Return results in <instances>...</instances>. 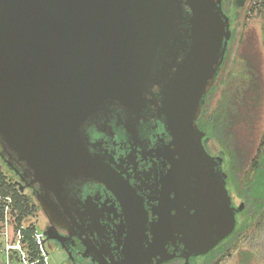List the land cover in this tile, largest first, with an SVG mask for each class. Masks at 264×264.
<instances>
[{"label":"water","instance_id":"water-1","mask_svg":"<svg viewBox=\"0 0 264 264\" xmlns=\"http://www.w3.org/2000/svg\"><path fill=\"white\" fill-rule=\"evenodd\" d=\"M230 37L222 0H0V144L51 188L90 179L85 128L111 107L142 109L157 87L181 186H194L182 241L205 255L243 211L195 123Z\"/></svg>","mask_w":264,"mask_h":264},{"label":"flooded vegetation","instance_id":"flooded-vegetation-1","mask_svg":"<svg viewBox=\"0 0 264 264\" xmlns=\"http://www.w3.org/2000/svg\"><path fill=\"white\" fill-rule=\"evenodd\" d=\"M229 44L230 40L224 61L214 76V85L201 100V113L195 123L204 134L201 143L206 153L222 159L221 170L227 177L225 188L232 204L243 209L235 215L232 234L205 255L185 248L182 240L186 234L181 231L187 232L191 221L197 220L194 186L190 183L181 186L172 139L159 113V89L154 87L142 109L129 112L111 107L85 128L91 157L90 179L67 175L59 180L58 187L51 188L37 181L34 171L0 144V166L25 197L28 207L26 211L16 209L10 197L9 218L14 214L22 218L24 229L32 227L34 233L38 232L37 225L43 224L40 257H46L42 263L49 264L48 250L52 248L62 257L60 264H157L162 259L163 264H223L238 251L234 249L222 258L229 241L242 232L248 231L245 239L248 246L255 244L250 233L260 224L253 214L256 208L253 189L240 191V170L235 163L228 162L223 150V156L211 154L214 142L205 131L209 116L215 109H222V105L213 106L211 97L226 76ZM47 229L54 238L45 237ZM215 230L212 226L204 239L215 238L212 236ZM137 239L140 253L129 249ZM238 255L241 257L239 251ZM253 257L254 251L248 264Z\"/></svg>","mask_w":264,"mask_h":264},{"label":"rangeland","instance_id":"rangeland-1","mask_svg":"<svg viewBox=\"0 0 264 264\" xmlns=\"http://www.w3.org/2000/svg\"><path fill=\"white\" fill-rule=\"evenodd\" d=\"M261 4V2L254 4V0H248L246 7L240 10L236 23L230 25L231 37L226 68H224V74H226L224 78H230V71L234 74H244L247 69L252 70L259 77L257 92L249 91L245 97H239L237 93L239 86L227 83L226 91L224 85L219 86L211 97L213 106L222 105V108L227 110L225 120L229 126L223 125L220 135L224 141V133L227 134L228 141L226 143L231 144L236 151L234 153L231 147L224 142H222L223 149L227 153H232L233 156L236 155L235 160L240 158L244 165H247L255 155L264 131V2L262 7ZM222 7L225 9L224 14L233 22L234 5L229 7V11L225 6ZM242 82L245 88H250L244 84L243 80ZM223 91L226 95L229 93V99L222 95ZM215 147L217 151L216 144ZM239 168L243 170L241 165L236 169ZM225 169L227 170L226 165ZM7 216L10 217L9 211ZM8 222H10V218H8ZM15 230L11 224L5 223L4 213L2 215L0 213V264H29L31 262L32 257L29 254L22 258V254L18 250L6 251L5 247L8 243L14 244L17 241ZM37 231L39 233L43 231L42 223L37 225ZM250 234H252L255 244H253L254 257L252 263L249 264H264V224L261 223L259 228L251 230ZM22 246L25 247V244L23 243ZM241 248H245V245H240ZM44 257L46 256L40 257L41 262ZM61 258L52 248L50 251L48 250L47 262L49 264H60ZM243 260V256L239 257L237 251L229 256L223 264H245Z\"/></svg>","mask_w":264,"mask_h":264},{"label":"trees","instance_id":"trees-1","mask_svg":"<svg viewBox=\"0 0 264 264\" xmlns=\"http://www.w3.org/2000/svg\"><path fill=\"white\" fill-rule=\"evenodd\" d=\"M248 0H223V5L225 6L226 9L228 10L229 7L234 5V10L232 11V20H230V25L233 23V25L236 23V21L239 18L240 15V10L244 9L246 7ZM264 0H254L255 2H261L263 4ZM262 4L260 5L262 7ZM229 11V10H228ZM223 12L225 13V9L223 7ZM228 56V52H227ZM226 56V59H227ZM226 66V65H225ZM226 68V67H225ZM234 72L230 71L229 77L230 78H222L221 81H219V86L224 85L225 91H226V85L228 86L227 83L234 84L238 87L237 93L239 97H245L247 92L252 91L253 93L257 92L259 88V77L250 69H247V71L242 74V73H236L234 76H232ZM229 82H226L228 81ZM244 84H247L250 88H245L243 86ZM239 81V83H238ZM237 83V84H236ZM217 88V87H216ZM216 88L213 90V93L216 91ZM225 91H223L222 95H225L227 99H229L230 95L225 94ZM227 114L226 108H220V109H215V112L211 114L210 117V122L207 124V127L205 128V131H207L208 137H212V140L214 142V146L210 147V151L216 152L214 155H222L223 156V146L222 142H224L226 145L230 146L233 152L235 153V148L231 144H227L226 141H228L227 134L224 133V141L221 138V129L224 126H229V123L224 120L225 115ZM221 138V139H220ZM215 144L217 145V151ZM233 147V148H232ZM226 156L228 157V162L229 163H235V168H238L240 165L242 166L239 174V179H240V184H239V189L240 191H245L247 187H250L254 191V196H255V202H256V208H255V219L256 222H259V224L263 223L264 224V131L261 136V141L258 145V148L256 150L255 155L253 158L249 161L247 165L243 164V161L240 158H237L235 160L236 155H232V153H227L224 151ZM0 196L2 197H11L12 200L14 201L15 208L21 211H26L27 210V201L25 197H23L22 194H20L16 188L11 184V182L8 180V177L6 176L4 170L0 166ZM251 209H249L250 211ZM0 213L2 215L3 210H0ZM17 231L20 227L26 226L24 222H22V218H16V215L14 214L12 219L10 218L9 222ZM23 234V243L25 244V247H23V250L29 254V256L32 257L31 262H34L36 260L40 259V252L38 248L35 246L33 243L31 237L34 234V228L28 227L26 230L22 231ZM247 232H242L240 235L235 237L234 239H231L229 241V244L226 247V252L222 253L223 254V259L230 255V253L234 250L237 249L241 256H243V261L245 264L249 261V258L253 256V244L248 246V241L246 242L245 239L248 238ZM253 242V240H252ZM240 245H245V250L243 248L240 249ZM41 262V260H39Z\"/></svg>","mask_w":264,"mask_h":264},{"label":"built area","instance_id":"built-area-1","mask_svg":"<svg viewBox=\"0 0 264 264\" xmlns=\"http://www.w3.org/2000/svg\"><path fill=\"white\" fill-rule=\"evenodd\" d=\"M10 203H11V199L10 197H2L0 196V210H3V213H4V219H5V223H8V225L10 224L8 222V211L10 212ZM9 227V226H8ZM25 230L24 227H20L17 231H16V243L14 244H7L5 249L6 251H10V250H17L19 251V246H21L23 244V236H22V231ZM43 236L41 233L39 232H35L33 234V236L31 237L33 243L35 244V246L38 248L39 252L40 253H43L42 251V247H41V240H42ZM19 253L25 255L23 252L19 251ZM22 258H24V256H22ZM29 264H45V261L44 263L40 262L39 260H36L34 262H30Z\"/></svg>","mask_w":264,"mask_h":264},{"label":"clouds","instance_id":"clouds-1","mask_svg":"<svg viewBox=\"0 0 264 264\" xmlns=\"http://www.w3.org/2000/svg\"><path fill=\"white\" fill-rule=\"evenodd\" d=\"M18 250V249H17ZM19 251L23 252L24 253V250L22 248V246H19Z\"/></svg>","mask_w":264,"mask_h":264},{"label":"crops","instance_id":"crops-1","mask_svg":"<svg viewBox=\"0 0 264 264\" xmlns=\"http://www.w3.org/2000/svg\"><path fill=\"white\" fill-rule=\"evenodd\" d=\"M21 246H22V245H21ZM23 247H24V246H22V248H23ZM13 250H14V249H13ZM24 254L27 255L25 251H24ZM21 256H24V255L22 254Z\"/></svg>","mask_w":264,"mask_h":264}]
</instances>
